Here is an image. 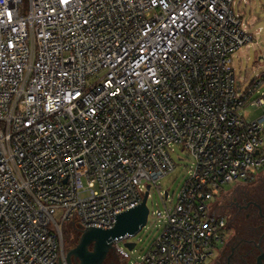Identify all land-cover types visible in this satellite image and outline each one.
Segmentation results:
<instances>
[{
    "label": "built area",
    "instance_id": "obj_1",
    "mask_svg": "<svg viewBox=\"0 0 264 264\" xmlns=\"http://www.w3.org/2000/svg\"><path fill=\"white\" fill-rule=\"evenodd\" d=\"M251 2L0 0V264H61L66 227L112 228L153 188L161 232L135 264L213 263L222 189L264 170V113L242 115L264 70L233 66ZM175 147L193 164L173 204Z\"/></svg>",
    "mask_w": 264,
    "mask_h": 264
},
{
    "label": "rangeland",
    "instance_id": "obj_2",
    "mask_svg": "<svg viewBox=\"0 0 264 264\" xmlns=\"http://www.w3.org/2000/svg\"><path fill=\"white\" fill-rule=\"evenodd\" d=\"M245 15L250 24V29L254 34V42L249 47H244L235 54L233 66L237 73V77L241 78L246 76L247 83H249L264 70V0H252L251 4L245 7ZM259 92H264V85L259 89ZM258 94L259 93L257 92L252 98H256ZM263 113L264 108L257 106H249L242 111V115H244L248 121H253L259 118ZM173 159L176 163L175 170L160 180L159 185L161 186V192H168L171 195V202L174 204L176 203L177 196L182 190L185 182L189 179V171L191 170L193 160L189 152L181 147H175ZM235 186L236 184L226 185L221 193L232 191ZM147 206L150 211L147 225L136 236L127 240L128 242L135 243V248L129 250L125 247V242L119 243V247L124 253L121 251L119 252L118 250L116 251L115 249L114 252L112 251L108 259L109 262L113 261L115 253H118L121 256L120 260L123 264H135L147 253L152 243L157 239L161 232V228L153 213L157 210H164V205L156 188L151 190V196L147 200ZM65 232L67 246H69L70 235L67 227L65 228ZM71 241L72 243L69 247L65 248L64 246L63 264H66L65 260L68 251L74 248L79 242L74 234H71ZM221 247L222 245H220L219 248L217 246L216 252H218L217 250Z\"/></svg>",
    "mask_w": 264,
    "mask_h": 264
},
{
    "label": "flooded vegetation",
    "instance_id": "obj_3",
    "mask_svg": "<svg viewBox=\"0 0 264 264\" xmlns=\"http://www.w3.org/2000/svg\"><path fill=\"white\" fill-rule=\"evenodd\" d=\"M218 211L228 229L212 264H264V170L254 181L238 184L224 195ZM111 253L104 264H123L118 253L109 262ZM70 264H79L78 259L72 256Z\"/></svg>",
    "mask_w": 264,
    "mask_h": 264
},
{
    "label": "water",
    "instance_id": "obj_4",
    "mask_svg": "<svg viewBox=\"0 0 264 264\" xmlns=\"http://www.w3.org/2000/svg\"><path fill=\"white\" fill-rule=\"evenodd\" d=\"M148 195L149 192L146 191L143 203L114 214L116 222L112 228L90 226L82 229L78 244L66 255V264H70L72 256L78 259L79 264H104L110 251H114L115 245L121 242H125V247L133 250L136 244L127 240L136 236L147 225L150 213L147 206Z\"/></svg>",
    "mask_w": 264,
    "mask_h": 264
},
{
    "label": "trees",
    "instance_id": "obj_5",
    "mask_svg": "<svg viewBox=\"0 0 264 264\" xmlns=\"http://www.w3.org/2000/svg\"><path fill=\"white\" fill-rule=\"evenodd\" d=\"M68 231H69V235H70V242L68 243V245L70 246L71 245V243H72V241H71V234H74V235H76V237H77V240L79 241V238H80V231L78 230V228H76V227H71V229H68ZM63 238H64V246H65V248L66 247H69V246H67V239H66V232H65V230H64V233H63Z\"/></svg>",
    "mask_w": 264,
    "mask_h": 264
}]
</instances>
